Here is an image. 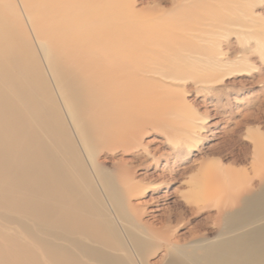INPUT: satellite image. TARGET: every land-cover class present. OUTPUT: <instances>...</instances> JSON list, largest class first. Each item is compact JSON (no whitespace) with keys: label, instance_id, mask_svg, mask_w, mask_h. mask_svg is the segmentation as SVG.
<instances>
[{"label":"bare ground","instance_id":"obj_1","mask_svg":"<svg viewBox=\"0 0 264 264\" xmlns=\"http://www.w3.org/2000/svg\"><path fill=\"white\" fill-rule=\"evenodd\" d=\"M24 2L51 78L0 11V264H147L149 250L164 245L157 264H264V135L246 134L254 176L219 168L215 177L226 199L217 218L233 234L190 249L172 241L169 212L157 227L134 210V162L113 159L138 149L149 157L143 138L169 114L183 117L176 133L188 142L217 124L194 119L170 88L197 80L196 62L200 83L215 81L207 76L223 52L189 37L201 33L199 21L158 34L138 31L135 13L105 0ZM152 150L138 163L169 160ZM183 215L178 209L177 224Z\"/></svg>","mask_w":264,"mask_h":264},{"label":"rangeland","instance_id":"obj_2","mask_svg":"<svg viewBox=\"0 0 264 264\" xmlns=\"http://www.w3.org/2000/svg\"><path fill=\"white\" fill-rule=\"evenodd\" d=\"M105 1L109 7L135 13V28L157 31L158 34L179 32L178 26L194 17L199 21L195 27H199L201 33L189 37L194 42L209 45L216 55L223 52L220 65L213 66L208 73V79L216 81L210 86L206 87L198 80L205 73L202 62H196L193 69L199 72L197 80L170 86L178 89L183 107L194 119L206 118L205 121L216 122V125L207 128L208 123L203 124L206 126L201 135L194 138L195 142H188L176 133L182 132L179 127L183 126V117L169 114L163 123H154L155 127L153 125L143 138L144 143L151 142L149 157L143 149H138L129 153L116 152L113 159L134 162V182L138 192L131 197V202L139 206L134 210L157 227L169 212L174 225L169 233L179 246L190 249L231 236L233 233L228 232L223 215L218 219L219 205L225 204L226 199L222 197V187L217 185L215 177L219 168L254 176L252 139L246 134L251 132L254 136L259 132L264 135V0ZM0 11L12 21L10 29L20 30L33 45L45 73L51 78L50 69L41 55L33 17L24 0H0ZM140 29L138 31H142ZM193 62L190 59L184 63ZM166 130L171 131V138L166 135ZM157 146L169 162L163 157L158 167L154 162L138 163L142 156L151 159L155 153L152 149ZM179 150L181 156L176 157ZM105 165L112 170L111 160ZM222 178L226 180L223 175ZM257 189L253 192H258ZM178 209H183L184 215L177 224ZM237 209L234 206L228 212ZM132 216L135 217L134 213ZM165 250V245L151 248L145 258L147 264H157L165 259ZM167 261L168 257L163 264Z\"/></svg>","mask_w":264,"mask_h":264}]
</instances>
